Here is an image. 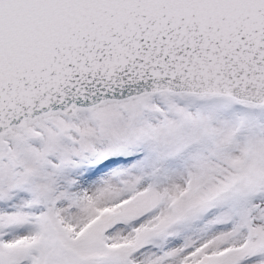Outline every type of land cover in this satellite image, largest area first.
<instances>
[{
    "label": "rangeland",
    "instance_id": "rangeland-1",
    "mask_svg": "<svg viewBox=\"0 0 264 264\" xmlns=\"http://www.w3.org/2000/svg\"><path fill=\"white\" fill-rule=\"evenodd\" d=\"M206 262L264 264V106L161 93L0 136V264Z\"/></svg>",
    "mask_w": 264,
    "mask_h": 264
},
{
    "label": "water",
    "instance_id": "water-1",
    "mask_svg": "<svg viewBox=\"0 0 264 264\" xmlns=\"http://www.w3.org/2000/svg\"><path fill=\"white\" fill-rule=\"evenodd\" d=\"M34 1L0 0V14ZM59 1L54 18L30 34L0 36V134L44 112L69 116L104 97L159 87L264 103V57L259 69L242 64L264 55V0H120L115 8Z\"/></svg>",
    "mask_w": 264,
    "mask_h": 264
}]
</instances>
